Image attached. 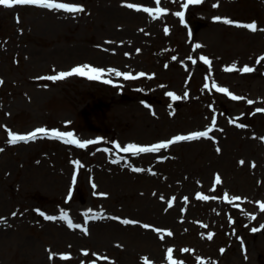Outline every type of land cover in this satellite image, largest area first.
Here are the masks:
<instances>
[{"label": "rangeland", "instance_id": "374dc122", "mask_svg": "<svg viewBox=\"0 0 264 264\" xmlns=\"http://www.w3.org/2000/svg\"><path fill=\"white\" fill-rule=\"evenodd\" d=\"M57 2L84 10L0 5V264H171L169 248L182 264H264V0L186 9L187 0ZM157 7L168 11L144 10ZM215 16L254 20L257 29ZM82 63L105 68L102 79H48ZM37 127L93 143L52 135L8 143L9 129ZM209 128L208 137L156 152L124 151ZM61 211L87 231L69 227Z\"/></svg>", "mask_w": 264, "mask_h": 264}, {"label": "snow or ice", "instance_id": "6c2138e0", "mask_svg": "<svg viewBox=\"0 0 264 264\" xmlns=\"http://www.w3.org/2000/svg\"><path fill=\"white\" fill-rule=\"evenodd\" d=\"M157 4H159L160 0H156ZM200 0H187V3L183 4V7L186 9L189 4L192 3H199ZM0 5H4V6H8V7H12V6H16V5H40L49 9H68V10H73V11H83L84 10V5L80 4V3H76V4H67V3H59L57 2V0H0ZM131 8L134 9H140L142 7H144L142 4H137V3H133L128 5ZM144 10L146 12H155L156 14H160V13H164L167 12L168 9L167 8H163V7H157L156 9L153 8H144ZM178 17L183 18L184 16V12L183 11H178L175 13ZM214 20L216 21H221L223 20L224 22H226L229 25H239V26H243L247 29H251L253 31H255L257 29V23L256 21H252L250 23H243L242 21L236 20V19H230L228 17H222V16H215L213 17ZM17 20L19 21V16H17ZM165 31H168L167 27L165 28ZM137 51H139V49H137ZM173 60L176 59V57H172ZM189 59L191 60L192 57H189ZM201 60H203L205 63L211 64V61L209 60V58L207 56H201L200 57ZM260 59L264 60V57H261ZM195 62V61H193ZM232 67H235V65H233ZM109 71L115 72V74L117 76H123V77H130L131 73L129 72H120L117 69H109ZM240 71L242 72H249L252 71V68H250L248 65H244L242 68H240ZM105 72V68L102 67H95L93 66L91 63H82V64H78L74 67H72L70 70L67 71H59L57 72L55 75H51L48 77V79L50 80H58V79H62L64 77H69L73 74H78L80 76H85V77H89V78H93V79H102V74ZM139 75L144 76L146 75L145 73L141 72L139 73ZM4 81L3 79H0V84H2ZM108 83H113L112 80H108ZM208 85H205V88H207ZM220 92H226L229 96H231L233 99H242V97L235 95L234 93L230 92L227 88L225 87H219L218 89ZM173 100L176 99H180V97H178L176 95L175 92H168L167 93ZM185 95H187V93H185ZM248 103H252V101H248ZM257 111H264V109H257ZM67 123V122H66ZM216 125V121L213 118L212 120V125L211 127H215ZM245 125H241V127H244ZM210 128L206 129L204 131H193V132H189L187 134H178L173 136L171 139L169 140H162L158 143L155 144H147V145H142V144H138V143H130L127 145V147L124 149V151H131L133 153L136 152H156L159 149L162 148H167L169 145L173 144L174 142L177 141H184V140H193L196 139L198 137H208L210 134ZM8 135L11 137L8 141V143L11 144H15L17 141H27V140H35L37 138L38 135H43V136H55L58 137L62 140H67V142L69 143H73V144H77L81 147H85L88 144L93 143V141L91 140H81V139H77L76 136L74 135L73 132L70 131H60L57 128H47V127H37L32 131H28L26 133H19L16 131H12L11 129H9L8 131ZM97 140H101L103 139V137H97ZM212 139H215V137L213 136ZM261 139H264V137H261ZM120 145L117 144V147H119ZM217 151H220L219 148H217ZM159 159H164V157H159ZM74 164L76 165H80V161L79 160H75L73 161ZM241 163H243V161H241ZM136 171H142V169H135ZM76 175L73 174L72 176V183L75 184L76 183ZM216 182L219 183L220 182V176L219 174L216 175L215 177ZM93 187L95 188L96 185L93 183ZM97 195L100 196H107L108 194L105 192H98L96 193ZM198 196H202L204 199H208V197L203 196L202 193H198ZM72 197V191L69 190L68 192V198L71 199ZM161 199H163V197H161ZM184 199H187V197H184ZM225 199H228L227 194H225ZM232 200H239L240 197L237 196H233L231 197ZM169 205H171L172 201H168ZM37 212H41V209L37 208L36 209ZM89 212H91L92 210L89 209ZM42 215L45 216L46 219L48 220H56L57 217L55 215H48L47 213H43L41 212ZM13 216L16 215L15 212L12 213ZM87 215V214H86ZM60 218L63 220H66L69 227L71 228H81L83 227L85 231H87V228L84 225H80V224H76L73 223L72 219L70 218V216L67 214V212L65 211H61L60 212ZM0 219H3L2 217H0ZM116 220H120L121 217L116 216L115 217ZM123 223L125 224H136L139 223L138 221L135 220H129V219H124ZM144 228L147 229H151L153 228L152 224H144L143 225ZM262 228H264V225H261ZM257 229L253 228L252 231H256ZM156 232L158 233H164L165 231H169L168 229H164V228H156L155 229ZM169 234H171L169 232ZM208 237L211 238L213 236L212 232H208L207 233ZM85 252H87V250H84ZM184 251H188L187 249H184ZM221 251L223 252L224 249H221ZM61 256H63L65 259L68 258V256L70 255V253H61ZM106 259V258H105ZM168 259L171 261V264H182L181 261H177V260H173L172 259V249L169 248L168 249ZM92 264H95V261H92ZM150 264V262H149Z\"/></svg>", "mask_w": 264, "mask_h": 264}, {"label": "bare ground", "instance_id": "6f19581e", "mask_svg": "<svg viewBox=\"0 0 264 264\" xmlns=\"http://www.w3.org/2000/svg\"><path fill=\"white\" fill-rule=\"evenodd\" d=\"M119 40H117V46H120V49H122L123 52H125V50L129 47V43L127 42H122L123 37L119 36L118 37Z\"/></svg>", "mask_w": 264, "mask_h": 264}]
</instances>
